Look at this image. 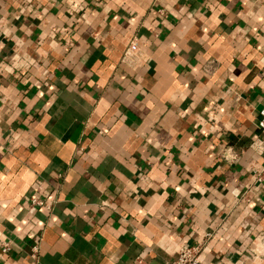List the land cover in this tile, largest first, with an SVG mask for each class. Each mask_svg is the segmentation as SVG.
I'll return each instance as SVG.
<instances>
[{
  "label": "crops",
  "instance_id": "crops-1",
  "mask_svg": "<svg viewBox=\"0 0 264 264\" xmlns=\"http://www.w3.org/2000/svg\"><path fill=\"white\" fill-rule=\"evenodd\" d=\"M263 107L264 0H0V264H264Z\"/></svg>",
  "mask_w": 264,
  "mask_h": 264
},
{
  "label": "built area",
  "instance_id": "built-area-1",
  "mask_svg": "<svg viewBox=\"0 0 264 264\" xmlns=\"http://www.w3.org/2000/svg\"><path fill=\"white\" fill-rule=\"evenodd\" d=\"M139 56L140 49L138 45L135 42H130L123 53L122 60L133 62L137 60ZM257 128L259 130L260 136L251 141L250 146L257 148L258 151L264 152V107L259 111V120L257 122ZM262 173L263 172L261 169L254 170V181H260ZM30 204L31 206H42L44 205V200L39 198H33L30 201ZM211 237L212 232L207 231L200 240H196L192 243H188L181 246L178 249L176 257L171 264H202L200 254ZM0 249L2 252H6L9 249L8 243H1ZM140 259L141 258L139 257L137 261L139 262Z\"/></svg>",
  "mask_w": 264,
  "mask_h": 264
},
{
  "label": "clouds",
  "instance_id": "clouds-1",
  "mask_svg": "<svg viewBox=\"0 0 264 264\" xmlns=\"http://www.w3.org/2000/svg\"><path fill=\"white\" fill-rule=\"evenodd\" d=\"M213 20L215 21V16L213 17ZM260 251H264V248L260 249Z\"/></svg>",
  "mask_w": 264,
  "mask_h": 264
}]
</instances>
